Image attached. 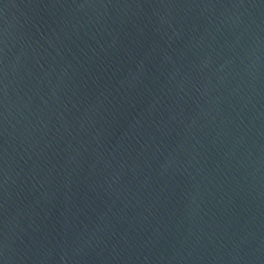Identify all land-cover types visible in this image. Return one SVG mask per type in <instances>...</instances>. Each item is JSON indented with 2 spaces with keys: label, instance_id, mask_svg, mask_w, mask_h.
Returning a JSON list of instances; mask_svg holds the SVG:
<instances>
[{
  "label": "water",
  "instance_id": "water-1",
  "mask_svg": "<svg viewBox=\"0 0 264 264\" xmlns=\"http://www.w3.org/2000/svg\"><path fill=\"white\" fill-rule=\"evenodd\" d=\"M0 264H264V0H0Z\"/></svg>",
  "mask_w": 264,
  "mask_h": 264
}]
</instances>
